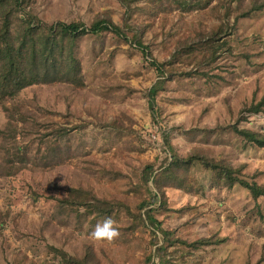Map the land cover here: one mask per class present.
<instances>
[{
    "label": "rangeland",
    "instance_id": "obj_1",
    "mask_svg": "<svg viewBox=\"0 0 264 264\" xmlns=\"http://www.w3.org/2000/svg\"><path fill=\"white\" fill-rule=\"evenodd\" d=\"M202 4L189 12L156 7L131 22L140 24L157 61L180 54L177 75L156 98V113L148 93L158 77L147 56L108 32L77 43L82 88L34 85L0 106V129L17 137L7 144L0 139V264H69L89 253L88 264H148L147 254L160 244L153 246L150 225L130 229L128 214L145 217L147 209L187 243L169 249L167 264H264V197L256 201L241 186L213 188L211 173L201 166L191 171L194 190L167 189V205L162 198L142 212L138 206L150 199L139 189L143 170L148 164L161 170L169 158L167 139L179 156L210 154L264 185V149L234 130L264 135V111L248 112L264 100V0ZM27 10L49 25L110 18L123 26L125 18L118 0H32ZM214 57V64L199 67ZM196 69L207 75H184ZM13 142L28 155L24 169L8 165ZM74 188L118 202L115 238L94 239L90 220L80 224L74 215L56 213V200ZM214 237L226 241L191 247Z\"/></svg>",
    "mask_w": 264,
    "mask_h": 264
},
{
    "label": "trees",
    "instance_id": "obj_2",
    "mask_svg": "<svg viewBox=\"0 0 264 264\" xmlns=\"http://www.w3.org/2000/svg\"><path fill=\"white\" fill-rule=\"evenodd\" d=\"M125 10L123 26L117 25L110 18H96L93 23L86 25L81 21L71 23L55 22L51 25L44 23L37 16L27 10L32 0H0V106L7 99H14L24 89L39 84L69 83L76 88L84 86L82 70L79 60L75 56V50L79 39L87 35H100L108 32L119 39L131 42L136 45L146 56L149 65L157 74V81L149 89V105L156 113V98L159 92L166 85L174 80L177 73H174V64L177 54H173L166 62L157 61L149 48L143 42V34L138 32V25L131 23L134 15H144L152 13L157 7H174L182 12H189L203 6L204 0H118ZM260 9V8H259ZM179 50V49H178ZM177 50V51H178ZM180 55V54H179ZM216 57L203 60L199 63L202 68L214 64ZM207 75V73L196 69L184 75ZM264 100L256 105H252L248 112L260 113L263 110ZM235 132L246 142L254 147L264 149V135L246 129L234 128ZM16 139L10 132L0 129V139L6 144L10 139ZM14 144L8 148V165L18 163L23 169L28 165V155ZM169 158L163 162L161 170L155 172L154 165L148 164L142 175V185L139 189H144L149 198L140 202L139 210H146L148 206L155 205L161 201L163 206L167 205L166 190L177 189L183 192H190L195 189L192 182L191 171L195 166H201L212 175L213 188H233L241 186L245 188L258 201L264 197V185L256 182H249L244 179L242 169L234 167L227 161L216 160L210 154L194 152L186 157L175 153L169 139L166 141ZM21 169V168H20ZM15 172H9L12 175ZM153 185L152 191L149 184ZM121 206L125 205L120 202ZM120 206V207H121ZM128 207L127 205H125ZM56 213L62 217L74 215L80 218V224L89 221L91 229L106 218H111L114 222L115 211L118 202L114 203L104 199H98L95 194L85 189L74 188L68 194L56 200ZM133 219L131 228L133 231L141 227L150 225L151 235L154 239L153 246H157L154 253L146 256L148 264H167L169 249L176 245H187L181 239L174 238V233L166 231L156 219L154 209H147L145 214L134 215L128 211ZM138 223L136 222V220ZM140 224V225H138ZM148 224V225H147ZM82 226V225H81ZM148 228V227H147ZM158 233L162 240H158ZM226 240L224 238L200 239L191 244L194 249L205 246L221 245ZM57 252V249L49 247ZM63 256L65 254H62ZM87 254L86 260L72 258L69 264H88L91 259ZM157 256L158 262H154Z\"/></svg>",
    "mask_w": 264,
    "mask_h": 264
},
{
    "label": "clouds",
    "instance_id": "obj_3",
    "mask_svg": "<svg viewBox=\"0 0 264 264\" xmlns=\"http://www.w3.org/2000/svg\"><path fill=\"white\" fill-rule=\"evenodd\" d=\"M114 222L111 218H106L103 222H98L90 235L97 240H109L111 241L118 235L117 229L113 226Z\"/></svg>",
    "mask_w": 264,
    "mask_h": 264
}]
</instances>
